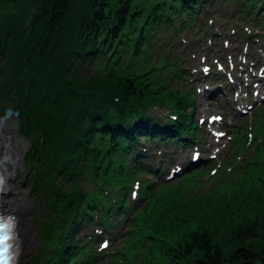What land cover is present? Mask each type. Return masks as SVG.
Here are the masks:
<instances>
[{
	"label": "rangeland",
	"instance_id": "374dc122",
	"mask_svg": "<svg viewBox=\"0 0 264 264\" xmlns=\"http://www.w3.org/2000/svg\"><path fill=\"white\" fill-rule=\"evenodd\" d=\"M197 5L200 10H195L192 20L185 23L186 27L182 24L185 16L181 14L180 18L184 19L181 22L177 17L170 28L164 25L157 28L154 38L149 37L148 47L142 50L144 62L142 59L129 67L131 73L144 76L140 80L147 83L146 89L152 88V91L157 92V96H153L154 101L163 103L164 106H151L148 111L156 120L162 121L168 113V117L174 115L179 121L180 118H187V113L191 112L190 124L194 126L197 138L188 137L189 141L186 138L190 145L186 154V164L189 166L171 174L177 162H170V158L179 153V148L187 149L188 146L186 141L181 145L182 142L166 138L167 141L161 144L150 143L153 150L161 147L162 152H158V149L145 151L143 157L134 159L126 156L125 166L111 163L106 175L96 176L94 171H90L84 177H76V183L66 180L62 184L66 192L76 185L91 196L98 192L100 196L101 193L112 196L113 200L123 193L125 197L121 201H126V207L124 212L120 211L122 213L106 216V227L96 224L97 212L89 222L78 225L72 223L70 226L74 236L73 239L67 236V242L77 251L73 255H64L62 264L77 259L80 251L83 252L80 255L87 260L85 264H151L156 260V246L174 243L183 233L198 228L211 232L213 243L221 246L224 256L241 244L252 250L262 245L261 238L232 243L226 238L237 224L255 218L264 219V100L252 103L254 98L264 96V92L254 89L248 96L240 90L228 92L221 105L207 104V99L200 93L207 83L222 84L216 77L221 70L226 74L232 71L237 75L238 67L245 61L248 43H255L260 53L264 45V7H246V13L239 9L238 0H201ZM32 8L30 0H7L0 6V117L7 108L16 112V115L6 120L7 129L23 146V167L18 184L26 189L33 200L34 241L32 252L24 264H30L42 250L38 231L52 215L49 213L52 211L51 200H46L48 192L43 190L41 194L34 190L38 173L34 172L31 163L34 156L26 155L30 140L19 132V111L11 101L19 85L24 83L21 76L12 74L13 68L25 73V68L35 61L29 48L36 44V39L27 44L24 33ZM10 28L20 30L17 37L14 34L6 37ZM235 33L241 37L235 38ZM37 39H40L45 55L47 40L42 41L40 35ZM209 41L212 54L217 55L220 50L225 52L228 49L236 58L231 60L225 56L221 59L218 56L213 61L214 66L209 63L199 66L191 63L193 52H188V47L199 45L206 52ZM253 56L255 59L256 54L253 53ZM198 59L204 62V54L199 55ZM26 61L30 63L26 64ZM235 62L238 64L236 70L233 69ZM247 63L252 64L250 61ZM156 65L160 68L153 71L151 68ZM77 71L81 74L93 73L91 68L81 67ZM201 72L208 74L205 81L192 85ZM254 72L255 75L262 73L260 69L255 70L251 77ZM158 95L163 97L159 98ZM239 108L242 111L234 114L233 111ZM207 116L219 119L209 122ZM206 137L214 146L209 152H205ZM196 153L197 160L193 161L192 157ZM146 155L150 156L146 159ZM0 157H3L2 153ZM141 159L144 164L139 162ZM156 162L162 165L158 172L148 167ZM99 170L97 167L95 171ZM58 177L62 178V175ZM52 227L60 231V222L52 219ZM104 228L107 232L102 233ZM105 241L109 246L102 248L101 242ZM41 258L42 255L38 256V262Z\"/></svg>",
	"mask_w": 264,
	"mask_h": 264
},
{
	"label": "trees",
	"instance_id": "16d2710c",
	"mask_svg": "<svg viewBox=\"0 0 264 264\" xmlns=\"http://www.w3.org/2000/svg\"><path fill=\"white\" fill-rule=\"evenodd\" d=\"M30 1L33 11L24 33L27 44L36 39L29 48L35 61L25 73L13 68L12 74L21 76L24 83L11 101L19 111V132L30 140L26 155L34 156L31 163L38 173L34 190L47 191L46 200L52 205L51 219L47 216L38 231L43 245L38 256L42 255V264H62L64 255L77 251L67 242V236H74L66 229L69 220L75 225L89 222L97 212L98 224L106 227V216L122 213L126 207V201H121L123 193L112 200V196L98 192L91 196L76 185L66 192L62 186L66 180L76 183V177L90 171L106 175L111 163L123 167L126 156L139 158L137 152L153 150L150 143L161 144L166 138L183 141L181 133L186 138L196 137L194 126L188 123L191 115L179 121L174 115L161 121L148 112L151 106L164 105L154 101L157 92L145 88L147 83L140 80L144 76L131 73L129 67L142 61V50L157 28H170L177 17L181 22V14L185 16L182 24L192 20L201 0ZM238 1L239 9L246 13V7H264V0ZM6 2L0 0V6ZM19 33V29L10 28L6 37ZM38 35L47 40L45 55ZM81 67L91 68L93 73H78ZM52 219L60 222V231L52 227ZM255 238L262 239L257 250L241 244L224 256L221 246L213 243L211 232L198 228L183 233L174 243L156 246V260L151 264H252L259 256L264 264V219L237 224L226 241ZM81 252L67 264H85ZM154 255L150 253L151 258ZM38 256L30 264H40Z\"/></svg>",
	"mask_w": 264,
	"mask_h": 264
},
{
	"label": "bare ground",
	"instance_id": "6f19581e",
	"mask_svg": "<svg viewBox=\"0 0 264 264\" xmlns=\"http://www.w3.org/2000/svg\"><path fill=\"white\" fill-rule=\"evenodd\" d=\"M186 27V24H185ZM208 34V33H207ZM235 38H240L241 35L239 33H235ZM211 48L210 41L205 48L207 50L206 52H203L199 45L189 46L188 52H193V57L191 59V63L195 65H202V64H211L214 66V59L227 56L229 59L233 60L236 57L233 55V53L226 49L225 52L220 50L217 55H214L209 51ZM257 46L255 43H248L247 45V53L245 55V61H250L252 64L246 65L245 63H242L241 66L238 67V73L237 75L233 74L232 71L228 72L227 74L223 72L222 70L216 74V77L218 80L222 81V84L215 83V84H206L204 89L201 91L200 95L202 97H205L207 99V104L210 105V103H216L220 104V102L223 104V98L226 95L225 93L228 92H235L237 90L242 91L245 95H250L254 89H261L260 92H264V62L261 61V53L262 50H264V45L262 46V50H259V54L257 52ZM264 52V51H263ZM253 53L256 54L255 59L253 56ZM204 54V62H200L198 57L199 55ZM259 56V58H258ZM258 58V59H257ZM254 59V61H253ZM224 63V62H223ZM238 64L235 62V66L233 69L236 70L235 67H237ZM260 69L262 73L252 76V72L255 70ZM245 74V77L243 76ZM208 74L201 72L200 75L195 78L192 82V85H195L198 82H204ZM248 76V77H247ZM225 99V98H224ZM264 100V96H260L259 98H256L255 101ZM226 101V100H225ZM226 104L228 102L226 101ZM221 105V104H220ZM191 104V109H192ZM223 108V107H222ZM242 111V108L237 109V111H233L234 114H238ZM187 114L191 115V112L189 111ZM210 116H207V118ZM190 123V121H189ZM8 122L5 120L1 126H0V155L2 153L3 157H0V168L3 169L5 174V183H4V193L1 196V204L2 207L7 208L8 211H11L16 216V222H15V232H16V242H17V256L15 260V264H24L26 262V259L32 252V244L34 241V231L32 229L33 226V219H34V213H33V200L30 199L28 193L26 192V189H23L18 184V177L20 176L22 172V154H23V146L21 142L10 133V131L7 129ZM216 137L215 135H213ZM183 141L181 145H184V142L186 141L187 149L185 148H179V153H175L172 158H170V162L174 163L177 162L176 165L173 167V170L171 171V174L175 172H179L184 170L189 164L187 165V150L190 148L189 142H187V139L189 141V138H182ZM186 139V140H185ZM4 142H8L7 146L4 147ZM24 144V143H23ZM199 144H202L200 142ZM205 152H209L211 149H213V144L209 143V138L206 137L205 142ZM4 147V148H3ZM158 149V152H162L163 149L161 147L156 148ZM154 149V150H156ZM186 149V150H184ZM154 150H145V151H154ZM136 151H139V147L136 148ZM142 154H138L139 158L143 157L142 155H145V151L142 150ZM176 151V150H175ZM138 153V152H137ZM150 155H146L147 157ZM14 161V162H11ZM142 163L143 160H140ZM203 161V160H202ZM205 162V161H203ZM202 162V163H203ZM3 164V165H2ZM151 170L160 171L161 170V163L156 162L154 165L149 164L148 166ZM88 212V211H87ZM81 215V214H80ZM90 215V214H89ZM83 217V216H82ZM86 217V215H85ZM84 217V218H85ZM88 218V217H87ZM97 224L101 221L99 215L97 216ZM72 222L69 220L68 225L66 226L67 232L69 234L72 233L73 228H71ZM21 231V232H20ZM84 232V231H83ZM89 232V231H88ZM103 232H107V229H103ZM22 233V234H21ZM104 235H110L107 233H104Z\"/></svg>",
	"mask_w": 264,
	"mask_h": 264
},
{
	"label": "water",
	"instance_id": "95a60500",
	"mask_svg": "<svg viewBox=\"0 0 264 264\" xmlns=\"http://www.w3.org/2000/svg\"><path fill=\"white\" fill-rule=\"evenodd\" d=\"M11 115H16V112H15V111L12 112L11 109H9V108L5 109L3 116L0 117V126H1V124H2L5 120H8L9 117H10ZM7 144H8V142H4V144H3L4 147H6ZM12 162H14V161H12ZM3 191H4V190H3ZM3 193H4V192H2V195H3ZM261 259H262L261 256L257 257V258L252 262V264H260Z\"/></svg>",
	"mask_w": 264,
	"mask_h": 264
},
{
	"label": "snow or ice",
	"instance_id": "6c2138e0",
	"mask_svg": "<svg viewBox=\"0 0 264 264\" xmlns=\"http://www.w3.org/2000/svg\"><path fill=\"white\" fill-rule=\"evenodd\" d=\"M214 119H219V118L217 117V118H214ZM108 246H109L108 242H104V244H102V248H107ZM0 264H5V262L0 261Z\"/></svg>",
	"mask_w": 264,
	"mask_h": 264
},
{
	"label": "flooded vegetation",
	"instance_id": "af4514ba",
	"mask_svg": "<svg viewBox=\"0 0 264 264\" xmlns=\"http://www.w3.org/2000/svg\"><path fill=\"white\" fill-rule=\"evenodd\" d=\"M261 262V261H260ZM260 264H262V263H260Z\"/></svg>",
	"mask_w": 264,
	"mask_h": 264
}]
</instances>
